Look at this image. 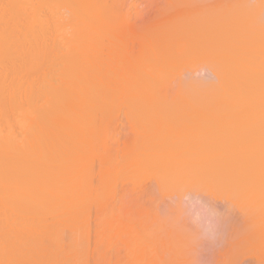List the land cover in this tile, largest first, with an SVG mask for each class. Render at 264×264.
Wrapping results in <instances>:
<instances>
[{
	"label": "bare ground",
	"instance_id": "obj_1",
	"mask_svg": "<svg viewBox=\"0 0 264 264\" xmlns=\"http://www.w3.org/2000/svg\"><path fill=\"white\" fill-rule=\"evenodd\" d=\"M191 1L192 0H190L189 3ZM115 2H114V0H0V194H1L0 196L2 198L1 199V207H0L1 208L0 214L2 215V223L0 224V226H1L0 227V264H13V262L16 259H17V261H18V259H20V257L18 256L19 257L18 258L17 255H21L23 249H24L23 253H27L28 252V247H29V251H30L31 243L33 244V241H34L33 240V235H35L36 238H34V239H36L38 245H42V243H43V239L42 238L44 237L45 234H46V237L48 235V232H47L48 230L45 232V234L40 230L39 233L37 232L38 233V235H37V234H35L36 232H34L33 229L30 226V225H32L30 223H33V221L38 220L37 216H38V214L40 215V212H41V211L38 212L37 211L38 209L39 210H41V209L43 210V208H45L44 209L45 213L46 214H50V213H47V211H48V208H49V211L51 210L50 206H51L52 203H50V205H49V202H50V200L53 199V198L50 199V197L52 196V195L50 196V190L51 191H53V190L49 189L50 187L52 188L53 185L49 187L48 183L45 182V180L47 179V175L48 174H46V173H45V175L43 174L44 173L43 172L44 169L46 171V168H48V167L46 165L47 162H45V160L47 159L46 156L45 155L42 156V157L40 156L42 153H44V150H43V152L41 151L42 147L40 146V143H41V141H45L46 142V138H45L46 137V133L44 134L45 131L41 132V134L43 133L45 135V137H43L42 136L43 134L42 135L40 134V129L42 127L43 128L44 127L47 128V126L49 127L50 124H52V122L50 121V118H55L57 116H60L61 114H62L61 116L67 114L60 107L59 103L60 102L63 103V101L66 102L68 99H67V97H66L67 100L64 99V100L59 101V99H58L59 103H57V102H55V99L57 98V95H56V98H54L53 100L50 99V98H53L52 96L55 95L54 86H53L54 89H52L53 92H51V88H49L50 86H48L47 90H45V91L41 90L40 91L38 89V87L40 85H37V84H35L33 82V81H35L34 80V78H35L34 74L35 73L32 75L33 71L35 69L37 70L39 66H40L41 69H43V67H46V66H44V65H46L45 60H44L45 58L43 59L42 57H54V58L58 57V58H61V59H62V57H68V58L70 57V60H71V58L73 59V57H78V58L84 57V60H86L85 57L89 58L88 55L90 53L93 54V52H90V51H93V50L95 51L98 47H99L98 51L100 52V54H102L104 56L103 59H105V57H107V58L109 57L110 61L112 62V57H122V60H123L122 63H121V60H120V62H118L120 58H118V61H117L118 63L116 61L115 62L117 64H120L121 66L120 65L119 66L123 69L122 72H120V75H119L121 79L119 77L117 79H120L124 84L120 85V82H119V85L117 86L118 88L115 89V90L113 89L112 91H110V94H113V96H114V94H117L118 96H122L123 94H126L125 96H129V98L133 97V98L139 99L141 101V104L138 103V105H140V109L136 108L135 105H137V104H135V102H134L135 108L139 109L138 112L141 110L142 113H147L149 118H150V120H147L148 118L145 119V120H147L146 124H145V120H144L145 116H144V118L142 117L144 122H142V120H141V122L143 123V125H141V128L134 127V128H130L129 131L125 129V128H127L128 125L127 124L125 126L123 125L126 122L129 123L128 120L127 121L125 120L124 123L122 122V124H120L121 125L120 128L122 126L125 127L124 131H127V134L128 133L132 134L133 138L131 136L130 137L132 139L129 138L131 142L130 143H128V142L126 143L125 142V144H127L128 146L131 143L135 144L136 142H138V140H141V137H143L145 134H147L146 136H148V134L151 135L152 131L150 133H148L150 131V129L159 130L161 127H164V129L167 130L168 133H174L175 134L177 128L179 127V125H183L184 124L183 122L174 121V120H178L179 118H181V120L182 119L189 120V122L190 121L198 122L199 124L200 123H204L207 120L209 122L213 121V120H216L215 122L217 123V122H220L219 119L220 120L224 119V121H225L224 125H226V119H227V121H229L230 119H236L237 118V115H238V114H236V113H238L237 110L243 112V116H247V113H245V111H246L247 107L249 106L248 105L249 101H251V100H252V102L254 101L256 103L258 109L260 108V112H261V110H263L262 107H259V106H261V104H262L261 101L264 102V89H263L264 88V84L262 83V78L264 77V40H262V39H264V19L262 17H260V16H259L260 19H258V16L256 15V13H257L256 7L259 6V4H261L262 2L261 3L259 2V4L256 6L254 4H251L249 2V0H225L223 2L224 4L222 3L221 0L220 1L219 0H213V1H209L207 4L206 3L204 4V3L200 2V1H199V3H196V2L192 1L191 4L188 3V5H187L185 0H147V3L145 5V7L141 11L137 7L135 9H132L131 7H133V6H130V7L126 8V9L122 8V6L120 4H117V3L115 4ZM72 9H75V13H72V11H71ZM57 10H59V12H61L63 10L68 11V13L67 12L66 13L68 15L71 14L69 19L70 18L74 19V23H73V20H71V22L68 21L69 25H67L63 21L68 26L67 30H69V31H66V27L67 26H65L63 22H61V23L59 22V20H60L59 18H61L60 16L63 15V13L65 11L63 13H61L60 16H57V14L59 13V12H57ZM55 16L57 18H55ZM65 17H67V16H65ZM65 17H63V19H61L60 21L64 20ZM70 23H72V24H70ZM59 31L63 35L60 36ZM64 31H66V32H64ZM207 43L208 44L210 43L211 45L215 44L216 46L218 45L220 47L219 50L224 54L223 56L227 57L226 63H224L225 64V74L223 73V75H225L224 76V80L222 78L223 76L221 77V75H220V77L222 78V79L220 78L221 81L223 80L224 82L222 81V83H221V81H219V83H217L216 85H209V84H206V83H204L202 85V83H199V85H200V87L198 85V87H199L198 89L199 90L196 89L194 91H185L186 88H183L184 90L181 89V88H180L181 90L178 89V88L177 89L173 88V87H175V85L173 87H172V85H170V77L173 76L171 74V73H173V71H171V69H174V64L178 61L179 58H180L179 59L180 63H181V61H184V60H182L183 58H181V57H184L188 52H190V53H188L190 56L197 57L196 55H198L199 53L197 54L196 51L199 50V52H200V48L201 47L203 48L204 46H206ZM107 44H109L110 46L107 45ZM211 45L209 47H212ZM215 45H213V46L216 47ZM107 46H109V47L106 50ZM100 47H102L101 50H100ZM208 48L206 47V49L203 50L202 53H204ZM61 49H62V51H60ZM194 50H196V51L194 52ZM215 50L214 51L213 50L212 51L209 50L211 52L208 53V54L212 55V53L214 54V52H215L214 55L216 56V53H218L217 52L218 49H215ZM104 51L106 53H104ZM95 52H97V51H95ZM191 52H192V54H191ZM221 52H219L218 55L219 54L221 55ZM58 53H60V55H61V56L59 55L60 57L58 56ZM195 53H196V55H195ZM100 54H97L98 57L99 56L101 57ZM206 54H207V51H206ZM201 55L199 54L200 57H201ZM91 56H93V55H91ZM215 56H214V59H215ZM186 57H188V56H186ZM95 58H96V54H95ZM109 58H108V60L106 59L108 62H109ZM47 59L51 60V58H47ZM115 59H113V60H115ZM98 60L100 62L103 61V60H100V59H98ZM73 61L77 62L76 59H73ZM83 61L81 60V62H83ZM210 61H208V62L211 65L212 63ZM213 61L214 60H212V62ZM217 61L218 60H216V62ZM54 62H56V61H54ZM54 62L51 63V61H50V63L52 65L54 64ZM60 62H62V64H63V62H65V61L64 60H60ZM81 62L79 61V63H81ZM88 62H90V61H88ZM67 63H65V64L68 66L69 64H67ZM90 63H86V64H83V65H88L89 66ZM104 63H105V61H104ZM75 64H77V63H75ZM181 64H183V62ZM66 65H65V67H66ZM123 65H124V67H122ZM172 65H173V67H172ZM208 65L209 64H207V66ZM213 65H216V66H213V67H216L215 69L218 70L217 65H219V64H214L213 63ZM48 66H50V65H48ZM106 66H108V64H106ZM75 67H77V65H75ZM91 67H92V65H90V67H86V68L91 69V72H92V70H94V72H95V68L96 67L95 68H94V66L92 68ZM108 67H111V66H108ZM210 67H212V66H210ZM79 68L80 67H78V69ZM215 69H214V72H215ZM48 70H50V69H48ZM220 72L221 71H219L218 73H220ZM44 73H47V72H44ZM179 73H180V71H179ZM216 73L217 72H215V74ZM49 74H50V72H49ZM50 75H52V74H50ZM72 75L76 76L74 74H72ZM99 75H101V74H99ZM106 75L107 74H105V77H106ZM174 76L175 77L178 76L177 73ZM37 77H39V76L37 75ZM181 77H182V75H181ZM225 77H226V79H225ZM31 78H33V81L31 80ZM40 78H41V76H40ZM63 78H64V76H63ZM177 78H173V79L176 80ZM179 78H180V75H179ZM46 79L49 80V78H46ZM46 79H45V81L42 82L43 84L47 82ZM56 79L58 80V77L57 78L55 77V80ZM60 79H62V78H59V81H61ZM218 79H219V77H218ZM22 80H24L25 82L22 83L21 82ZM64 80H65L64 83L68 84L69 81L66 82V79H64ZM263 80H264V78H263ZM30 81L33 82V84H35V86L37 85L38 87L37 86H36V88L34 86L32 87V83ZM36 81H38V80H36ZM74 81H73V83H75ZM111 81L113 82V80H111ZM87 82H85V83H87ZM108 82L110 83V81H108ZM171 82L174 83V81H171ZM64 83H62V81H61V83H60L61 87L64 85ZM71 83H70L71 88H73ZM78 83L80 84V82H78ZM39 84H41V83H39ZM48 84H50L49 81H48ZM79 84H76V85H78L77 87H79V89H80V88H82V83H81V85H79ZM186 84H187V81H186ZM20 85L21 86L22 85H24V86L26 85V87L25 88L20 87V88H22L21 91H23V92H21V93H23V95L17 96L16 91H17V88ZM70 85L68 87H70ZM76 85H73V86H76ZM102 85H104V84H102ZM105 85H106V83H105ZM194 85L195 84H193V86ZM41 86H42V84H41ZM43 86L47 87V83L45 85H43ZM114 86H116V84ZM114 86H112V87H114ZM187 86H188V84H187ZM193 86H191V87L193 89H195ZM201 86H202L203 89H205L204 87H206L207 89H205V90L200 89ZM64 87H65V85L63 86V88ZM87 87L90 88V86H87ZM33 88L37 89L36 91H38V92L35 93V89L33 91ZM63 88H61V90H63ZM89 88H87V89H89ZM196 88H197V86H196ZM24 89H25V91H24ZM66 89H67V87H66ZM66 89H64V90H66ZM82 89L78 90L77 92H74L75 96H76V94H77V96H81V95H78L80 93V94H83V96L85 98L84 94L86 92V89L84 88L85 91H83ZM48 90H50V91H48ZM56 90H57V88H56ZM187 90H189V88ZM88 92H90V91H88ZM92 92L95 93L93 90H92ZM92 92H91V96L93 95ZM19 93H20V91H19ZM49 93L51 94L50 98H49ZM53 93H54V95H53ZM183 93H187V94L183 95ZM87 94H89V93H87ZM28 96H30V97H28ZM75 96H73V93L69 92V98H72V97H75ZM91 96H90V98H91ZM130 96H132V97H130ZM189 97H191V99ZM78 98H80V97H78ZM96 98H97L96 100H97V103H98V105H97V107H98V106H100V104L98 102L99 95H96ZM60 99H61V96H60ZM80 99H78V100H80ZM85 99H87V98H85ZM85 99H84V102L86 101ZM193 99H195V100H193ZM94 100H95V98H94ZM68 101H70V100H68ZM81 101H80V103H81ZM87 102H88V99H87ZM102 102H100V103L102 104ZM108 102H109V100H108ZM67 103H69V102H67ZM71 103H72V101H71ZM83 103L81 105H83ZM88 104L95 105L93 103L91 104V102L88 103ZM72 105L75 108L73 103H72ZM72 105H71V107H72ZM128 105H127V107H128ZM246 105H248V106H246ZM113 107L114 106H112V108H110V109L113 110L114 109ZM93 108H94V106H93ZM130 108H131V105H129L128 109H130ZM132 108H131V110H129L131 112H129L127 110L128 114L129 113H133L134 116L136 114L138 115V113L134 112L132 110ZM19 109H21V110L24 109L23 111L25 112V114L24 115L19 114L18 113ZM91 109H92V107H91ZM14 110H15V113L18 111L16 116H14V117H16V121L20 117L19 119H21L22 124H23V126H20L22 128L18 129V131L20 133L22 132L21 133V137H22L21 140L22 141L20 139L19 140L17 139V141H16L15 137L17 135L14 136V138H13V136L10 135V134L13 133V131H11V130L8 131L9 133H6L7 131L4 130L6 135H4V131L2 133L3 127L5 125L10 126L11 124H13V123H10V122H14L15 119L13 120V116H12L11 117V121H9V123H7V124H5L7 122L6 120H1V119L6 118V115H8L9 112H11V113H12V111L14 112ZM88 110H90V108ZM7 111H8V113H6ZM115 111H116V109H115ZM247 111H248V109H247ZM85 112H88V111H85ZM253 112L256 113V110L253 111ZM113 113H114V111H113ZM167 113H168V116H169V114H172L171 115L172 118L174 117V115H178V116H176V118L178 117V119H176V118L172 119L171 118L174 122L172 120L171 121L168 120V122L167 121L166 122L165 121H163V122L160 121V120L163 119V115H164V117L167 116L166 115ZM249 113L251 114V112H249ZM263 113L264 112H262V114ZM92 114L93 113L91 112V115ZM128 114H127V116H128ZM259 114L260 113H257V116H261ZM3 115H5V117ZM9 115L11 116V114H9ZM9 115H8V117H9ZM78 115H80V114H78ZM100 115H97L96 117H100V119H104V117H102ZM241 115H238L239 119L243 118ZM88 116H89V114H88ZM93 116H94V114H93ZM93 116H92L91 119H95V121H96V118H94L95 116L94 117ZM248 116H249V114H248ZM85 117L86 116L84 114V118ZM160 117H162V118H160ZM159 118H160V120H159ZM60 119H62V118H60ZM98 119H97V121H99ZM247 119H248V117H247ZM186 120H185V124H187V123L189 124V122L186 123ZM21 121L20 122L17 121V122H14V123H16V125H18V123H21ZM65 121H66V119H65ZM95 121H93V124H92V121L89 120V119H87V120L85 119V121L83 120V122H84V124L82 125L83 129L80 132V134L82 136L81 137V141L78 144H76L75 148L77 149V152H76V154H74V152H72L73 156L76 155L79 158H82V160H87L88 158H87L86 155H87V153L90 150L92 151V148H94V147L91 148V146H92L91 144H92L93 141L96 142V140H98L97 138L100 135L99 132L103 133L104 135L107 134V133H110V132H106V131H105L106 133H104V131H102L103 127L105 128V130H106V126L108 127V125L106 123H105L106 126L103 125V127L101 129H100V127H98L99 130H101L102 132L101 131L97 132L98 128H96V129L94 128L95 124H97V122L95 123ZM139 121H140V118H139ZM57 122H60L58 118H57ZM132 123H129V124H132ZM250 123L253 126V123L251 121H250ZM259 123H261V121ZM100 124H101V122H100ZM240 124L242 125L241 122H240ZM255 124H256V122H255ZM28 125H29V127H28ZM60 125L67 126L66 123H64L63 121L61 122V124H59V127H60ZM133 125L134 124L129 125V126L132 127ZM135 125H137V124H135ZM211 125H213V124H211ZM236 125H237V123H236ZM248 125L250 126L249 122H248ZM24 126H26V127H24ZM63 126H61V128L64 129L65 126L64 127ZM185 126L183 125V128ZM195 126H196V123H195ZM215 126H216V124H215ZM229 126H230V124H229ZM14 127H15V125H14ZM218 127H219V125L217 126V128ZM220 127H221V124H220ZM245 127H247V125H245ZM24 128H26L27 130L24 131ZM28 128H30V130L33 132L32 133L33 136L32 137H28L26 139L25 135H26V133L29 130ZM242 128H243V126H242ZM66 129L69 130L68 126H67ZM108 129H109V127L107 128V130ZM131 129H133L134 133L132 131H130ZM148 129H149V131H147ZM184 129H186V127ZM195 129L198 130L197 127ZM236 129H235L234 132H237ZM94 130H96V132L98 134V137L94 138L95 140L94 139L92 140V136L93 135L97 136V134H96V132ZM218 130L219 129H217V131ZM52 131H53V129H52ZM108 131H110V130H108ZM251 131H254V130L252 129ZM258 131H260V130H258ZM211 132H213V131H211ZM20 133L19 134L16 133V134L20 135ZM55 133L56 132H54V136L56 135ZM178 133H177V135H178ZM189 133L191 134V132H189ZM255 133H257V132H255ZM261 133L262 134H260V135L263 136V138H262L263 140H261V142H260L261 138H258L257 139L258 141L256 142V143H258L259 146L260 145H264V127L261 130ZM14 134H15V132H14ZM22 134H25V135L23 136ZM122 134L123 133H121V135ZM141 134H143V135H141ZM152 134H154V133L152 132ZM185 134H187V133H185ZM219 134L220 133H218V135ZM123 135H125V134H123ZM156 135H157V133H156ZM158 135H160V134H158ZM158 135L155 137V141H156V138L158 137ZM164 135H165V133H164ZM198 135H199V133H198ZM221 135H222V133H221ZM230 135H231V133H230ZM105 136L107 137L108 135H105ZM172 136H174V135H172ZM211 136H210V140H211ZM224 136H225V134H224ZM235 136H237V135H235ZM112 137L115 138V136L112 135L109 138L110 141H111ZM128 137L126 136V139ZM167 137L169 138V136H167ZM232 137H233V134H232ZM251 137H253V136H251ZM251 137H249V138H251ZM23 138H24V140H23ZM68 138H69V136H68ZM124 138L125 137L123 136V139ZM168 138L166 139V135H165V139L168 140ZM173 138H172V140H173ZM179 138L180 137L178 136V139ZM216 138H217V135H216ZM221 138L223 139V136ZM238 138H241V137H238ZM48 139H49V136H48ZM63 139H66V138H63ZM187 139L190 141L189 138H187ZM213 139L215 141L217 140L215 138H212L211 141H213ZM147 140H149V139L147 138ZM157 140H158V138H157ZM174 140H175V138H174ZM182 140L183 139H181V141ZM110 141H109V143H111ZM126 141H129V140L127 139ZM145 141H146V139H145ZM162 141H164L163 138H162V140L160 142L163 143ZM176 141H177V139H176ZM223 141H224V139H223ZM50 142L51 141H49V145H50ZM58 142H60V141H58ZM225 142L227 143L228 141H225ZM238 142L239 141L237 140V145H238ZM247 142H249V140ZM121 143H123V142L121 141ZM140 143H141V141H140ZM147 143H149V141H147ZM184 143H187V142H184ZM190 143L192 144V142H189L187 144L191 146ZM193 143H195V142L193 141ZM205 143H206V141H205ZM219 143H220V139H219ZM250 143L251 142H249V144ZM45 144L46 143H44V145ZM113 144H114V142H113ZM168 144L170 145V143H168ZM173 144H176V142H174ZM213 144H215V142ZM26 145H27V147H26ZM47 145H48V143L46 144L45 147L44 146L43 147L46 148ZM73 145H74V143H73ZM95 145L97 146V143H95ZM99 145H101V144L99 143ZM237 145H234V148H236ZM109 146H111V144ZM114 146H115V150L117 151V149H116L117 145L115 144ZM114 146H113V148H114ZM131 146H132V144H131ZM135 146L137 148V145H135ZM146 146H147V144H146ZM158 146L159 145H157V147H156V145H155V147L157 148V150H156L157 152H158ZM212 146H214V145H212ZM241 146H244V145L241 144ZM39 147L41 149H39ZM120 147H121V145H120ZM141 147L145 148L144 144ZM150 147H148V148H150ZM217 147H220V145L217 146ZM223 147H222V149H223ZM68 148H70V146ZM124 148L125 147H123V149ZM168 148H169V146H168ZM172 148H174V147H172ZM172 148H169V150L172 149ZM210 148L212 150V147H210ZM230 148H231V150L233 149L232 145H231ZM249 148H251L250 150H252V146L249 147ZM37 149L42 152V153H39L37 151V154L39 156L38 158L41 161H43V159H44L43 157H45L44 162H45L46 166L44 164L40 163V162H36V160L34 159L37 156L36 155V150ZM107 149L105 148V150H107ZM118 149H119V147H118ZM131 149H133V148L131 147L129 149L128 153L132 152ZM178 149L181 150L180 148H178ZM195 149H196V147H195ZM206 149H207V147H206ZM218 149L219 148H217L216 150H218ZM224 149H223V151H224ZM256 149H258V148H256ZM51 150H52V148H51ZM141 150H140V152H141ZM143 150H145V149H143ZM147 150L149 151V149H147ZM182 150H184V147L182 148ZM213 150H214V147H213ZM233 150H235V149H233ZM241 150H242V148H241ZM56 151L53 152L52 156H55ZM74 151H76V150H74ZM209 151L210 150L208 148V152ZM121 152H122V150L120 151V153ZM124 152H127V151H124ZM134 152H135V150H134ZM134 152H133V154L137 155L138 151H137V153H134ZM140 152H139V154H141L143 151L141 153ZM153 152H155V151L153 150ZM208 152H205V153L209 155ZM226 152H228V150ZM93 153H94L93 155H95L96 152L93 151ZM183 153H185V152H183ZM186 153H188L187 154L188 157H186L187 156L186 154H184V156L181 155V156L184 157V161L185 162L190 161V160H187V159H189V158L191 159V157L193 156V155H191V152H188V150H187ZM189 153H190L191 157L189 156ZM196 153H195V157L197 155ZM99 154H100V152L98 153L97 156H100ZM145 154H147V151L143 155H145ZM163 154L165 155L164 152H163ZM192 154H194V153L192 152ZM231 154H233L232 156H236L234 154V152L231 153ZM236 154H237L238 157L237 156L233 157V159H232V157H229L230 160H231V163L232 162L234 163L232 167L235 166V168H233V169L237 168L236 171H233V173L235 172V173L238 174V172H239V174L243 175L244 179L247 178V180H250V181H251V177H252V182L254 181L255 184H257V183H259L261 185L264 184V167H261V164L264 163V152H263L262 155H259V156H256V157L255 156L251 157L252 159L250 160V162L252 161V164H251L250 168H247V165L249 164V162H248V164H246V166H245L246 168L244 167L245 163L248 160V157L246 159L247 154L245 152H244V154L246 156L240 155L238 153H236ZM65 155H67V154L65 153ZM93 155L92 154L90 155L91 158H90L89 161L92 160V156ZM126 155H128V154L126 153L125 156ZM148 155L150 156V154H148ZM156 155L158 156L159 154L157 153ZM215 155L216 154L214 153V156ZM217 155H219V153ZM217 155H216V157H217ZM63 156H64V154L62 155V157L60 159H62ZM251 156H252V154H251ZM114 157H117V155L114 156ZM152 157H153V155H152ZM158 157H156V158H158ZM173 157H175V156H173ZM223 157H224V155H222V157L218 158L217 161H220L219 159L222 160ZM226 157L228 158V156H226ZM48 158H49V156H48ZM163 158H162V160H163ZM55 159L56 160L55 161L53 160V161L56 163L57 158H55ZM65 159H67V158L62 159V161L65 160ZM135 159H136V156H135ZM146 159H144V160H146ZM193 159L194 158H192L190 162H192ZM104 160L107 161L106 159H104ZM112 160L113 159H111V161ZM196 160L198 161V159H196ZM199 160H200V158H199ZM207 160L211 161V159H207ZM223 160H226V158L224 157ZM230 160H228V163H229ZM51 161L52 160H50V162ZM62 161L60 163H62L64 165L63 166L64 170H67V169H65V166L67 164H69V163L64 162V161H63L64 162L63 163ZM65 161H67V160H65ZM72 161L74 163H76L75 167L77 168V166H76L77 162H75V159L72 158ZM99 161H100V164H101L102 163L101 159H99ZM99 161H98V163H99ZM115 161H117V160H113V162H115ZM126 161H128V160L126 159ZM131 161H132V159H131ZM171 161L172 160L170 159V162H168L169 163L168 166L170 165ZM181 161H182V164L184 165L183 160H181ZM181 161H179V159H178V164L177 163L175 165L173 164L175 167L179 168V170H180V171H178V169L177 170L173 169L174 171L175 170L177 171L176 173H177L178 176H179V174L182 175L181 171H182V173L184 172V174H186V175L190 174V173H193L194 171L193 172L191 171V170H193L192 167L198 168V166L200 165V164H198L199 162L195 163L197 161H195V159H194L195 162L193 161L194 164H193V162L191 163L192 166H190V165H189L190 167L188 165H185V167L182 166V167H184V169H186V167H187V170L183 169L184 170L183 171L182 168L179 167L181 165ZM210 161L208 163H210ZM73 162L71 164L72 166L74 165ZM149 162H151V161H149ZM152 162H155V161H152ZM60 163H58V161H57L58 165ZM87 163H88V160H87ZM89 163L87 165L88 167L90 165ZM120 163H121V161H120ZM120 163L118 162V164H120ZM160 163H162V161H160ZM166 163L167 162H165V164ZM231 163H230V165H231ZM57 164H53L52 163V164H49V166L50 165L51 166H53V165L57 166ZM82 164L84 165V162ZM100 164H98V165H100ZM112 164H113V167H114V163H112ZM165 164H164V166H165ZM187 164H188V162H187ZM196 164H197V166H196ZM71 165H67V167L69 168V166L71 167ZM173 165H172V167H174ZM217 165H220V163L218 162ZM221 165H220V167H221ZM226 165H228V164L226 163ZM236 165L238 167H236ZM32 166L35 167L34 171L31 170ZM60 166H62V165L60 164ZM102 166H104V165H102ZM149 166L151 167L152 165H149ZM168 166L166 165V167H168ZM215 166H216V164H215ZM44 167H46V168H44ZM104 167H106V166H104ZM157 167H160V166H157ZM202 167H204V166H202ZM126 168H127V166H126ZM170 168H167L168 171H170V173L168 172L170 177L172 176L171 173H173V175H176V173H174V171L171 172L172 169H170ZM212 168H213V166H212ZM217 168H219V167H217ZM217 168H215V169H217ZM55 169H56V167H55ZM110 169L112 170L113 168H110ZM139 169H137L136 171L139 172ZM152 169H154V167L151 168V171H152ZM160 169H161V167H160ZM160 169L159 170L156 169V171H158V174L160 173L159 172ZM164 169H166V168H164ZM204 169H203V172L206 170V169L205 170ZM209 169H208V172H207L208 174L205 171L206 175H209V173H210ZM224 169H227V168H224ZM41 170H43V171L40 172ZM78 170L79 169L77 168V171ZM142 170H143V168H142ZM197 170L198 171L200 170V172H201L202 169L198 168ZM59 171H61V170L59 169ZM75 171H76V169H75ZM80 171L81 170H79L80 174L78 173L79 174V178L83 179V181H84V179H85L84 177L85 176H83V178H82L81 175H84V174L81 173ZM215 171H216V173H219V172L221 173L220 170L219 171L215 170ZM140 172H142V171H140ZM140 172H139V174L141 175ZM145 172H150V170L149 171H144V173ZM55 173H58V172H55ZM117 173H119V172H117ZM195 173H193L194 177L198 176V174L196 173L197 175H195ZM223 173H225V171ZM229 173L233 175L232 172H229ZM98 174H99V172H98ZM151 174H153V173H151ZM156 174H157V172H156ZM161 174H163V173L161 172ZM193 174H192V176H193ZM199 175H201V174L199 173ZM37 176L38 177L41 176V177L38 178ZM130 176H129V178H130ZM97 177L99 178V175H97ZM104 177H102V178L104 179ZM135 177H136V175H135ZM165 177H167V179H168L167 173H166ZM170 177H169V179H172V177L171 178ZM75 178L76 177H74L73 180ZM86 178H87V176H86ZM106 178H105V180H106ZM155 178H156V175H155ZM222 178H220V181H221ZM81 179L80 180L79 179H75V182H77L79 180L81 183L79 181L78 182L80 183V187L82 188ZM140 179L141 178H139V179L135 178L134 181H132L133 183L130 182V186H131V183H132V185L135 184V185H137V187H139L138 183H140L141 181L140 182L139 181L135 182V181L136 180H140ZM208 179H207V181H208ZM225 179L228 180V178H225ZM73 180H70V182L71 181L73 182ZM94 180H95V178H94ZM105 180H103V181L105 182ZM110 180H112V179H110ZM155 180H157V179H155ZM86 181L88 182V180L86 179L83 182L84 183L83 186L86 184ZM100 181H102V180H100ZM161 181H163V180L161 179ZM215 181H211V182H215ZM223 181H225V180L222 179V182ZM239 181H240V179H239ZM59 182H62V184L64 183V187L67 186V185H65L66 184V180H65V182H63V181H59ZM68 182L69 181H67V184H68ZM78 182L75 183L77 186L79 184ZM231 182H229V183L232 184ZM226 183H227V181H226ZM56 184H60V183H56ZM156 184L158 186V183H156ZM54 185H55V183H54ZM71 185H72V183H71ZM92 185H93L92 182L90 183V185L88 183L87 186L90 188L89 190L93 189L94 185H93V187H92ZM100 186H101V184H100ZM114 186L117 187V189H118L117 185H114ZM246 186H248V184ZM252 186H254V183H253ZM56 187L57 186H54V188H56ZM72 187L73 186H70V191L72 189H74ZM91 187H92V189H91ZM110 187L108 186V189ZM124 187H126V186L124 185ZM137 187L134 189L133 186H132L131 187V189H132L131 191L136 190ZM256 187H260V186H256ZM57 188H59V187H57ZM57 188H56V190H54V192L58 191ZM66 188H68V186L65 187V188H62V189H64L63 193L58 192V193H61L63 195V196H60V198H59L60 205L63 204V205H61V206H63V208L61 206H58L59 204H57L58 202H56L57 207H61V209L63 210V209H65V207L66 208L68 207L67 205L71 204V207H69V209H68V213H69L70 208H71V212L73 213V211H72L73 210V206H74V210L78 213V211L75 208V206L77 205L76 207H77V209L80 210L79 212L81 213L82 212L81 209L83 207L80 209V205H82V204L81 203L78 204V202H76V204H74V200L76 201V199L79 198L78 197L79 193L76 192L77 189L75 190V192L78 195H77V198L75 199L74 198L75 192H74L73 195L70 194L71 196H69V194L66 193V191L69 192L68 191L69 188L68 189H66ZM81 188H79V186H78V190H80ZM127 188H128V186H127ZM239 188H240V186H239ZM252 188H254V187H252ZM84 189H88V188L85 187ZM108 189L107 190L104 189L103 192L106 191V195L105 196H107V192H108V197H109V194H112V199H113V197H114V195L116 193V192L114 193V190H116V191H118V190L116 188H114V190L111 189V192H110V189H109V191H108ZM263 189H264V187H263ZM89 190H87L89 193L93 192V191L90 192ZM84 191L85 190H83L82 192L84 193ZM120 191L122 192V190H120ZM236 191H238V189ZM239 192H241V191L239 190ZM247 192H246V195H247ZM259 192H261V191H259ZM259 192H258V196H260V194L262 193V192L261 193H259ZM94 193H95V191H94ZM250 193L251 194H253V193H252V191L249 192V195L251 197ZM255 193H257V192H255ZM116 194L118 195V193H116ZM262 194H264V193H262ZM91 195H92V193H91ZM240 195L241 194H238V196H240ZM80 196H81V192H80ZM258 196L256 195V197H258ZM72 197L74 198V200H73ZM85 197L88 198V196H85ZM70 198L72 200H70ZM86 198H83L84 201H86L85 200ZM89 198H90V196H89ZM96 198H97V196H96ZM100 198L103 199V201L100 200L101 203L104 202V201L106 202L107 199H110V198L106 199V197H105L106 200H104V198H102V197H100ZM92 200L95 201L93 198H92ZM239 200H241L240 202H242V200H244V199L243 198L241 199V197H240ZM253 200H254V198H253ZM84 201L81 200V202H84ZM98 201H99V199H98ZM88 202H89V204H91L92 201L90 202V201L87 200L86 204H88ZM240 202L237 203V205H239ZM101 203L99 205V202H98V204H97L98 207L101 206ZM242 203H244V202H242ZM260 203L258 202V205ZM86 204H84V205L88 206ZM103 204H102V206H103ZM249 204H251V203H249ZM52 205H54V203ZM93 205H95V204H93ZM104 205H106V204H104ZM111 205H113V204H111ZM260 205H262V204H260ZM263 205H262V209H263ZM54 207H56V206H54ZM85 208L86 207H84V210H85V212H87ZM246 208H249V206L245 207V209ZM256 208H258V207L256 206ZM58 209H57V212H58ZM253 209L254 208L252 207V211H253ZM248 210L249 209H247V211ZM250 210H249V212H250ZM63 212L61 211V214ZM85 212H84V214H85ZM254 212H255V210L253 211V214H254ZM258 213H260V210L255 213L256 216H257ZM263 213L264 212L260 213L258 215V217H256V219H254L253 223H255V220L258 222V220L264 219L262 217L260 218V216L264 215ZM51 214H52V212H51ZM58 215H60V214H58ZM75 215H77V214H75ZM80 215L82 216L83 214H80ZM85 215L88 216L89 215V211ZM39 218H40V216H39ZM76 218L78 219V217H76ZM252 218H255V216H253ZM0 219H1V216H0ZM42 219H40V220H42ZM22 221H26V223H29V221H30V223H29L30 227L27 225L28 229L30 228V230L29 231L25 230L26 227L24 226L25 227L24 230H25L26 234H23V237H22V235L20 236L17 233V236H16V234H15L16 232H19V233L21 232V231H19V229L16 230V225H17V223L22 222ZM250 223H251V221L248 222V224H250ZM245 224H246V226L248 225L246 222H245ZM245 224H243V226H245ZM18 226L21 227V225H19V224H18ZM18 226H17V228H18ZM246 226H245V228H246ZM249 227L247 226L248 230L250 231L252 228L249 229ZM252 227H254V229L256 228L254 225ZM262 227H263V224H262ZM45 228L48 229L47 226ZM258 228L259 227L257 226V229ZM40 229H41V227H40ZM59 229H61V228H59ZM73 229L75 230V228H73ZM49 233H50V231H49ZM51 235H52V233H51ZM53 235H54V233H53ZM55 235H57V234L55 233ZM18 236H19V238H18ZM47 244H43V245L46 246ZM35 245H36V243H35ZM52 245L56 246L55 244H52ZM25 247L27 248V250L25 249ZM39 247H38V249H39ZM44 250L45 249H43V251ZM35 251H37V249ZM39 251H41V250H39ZM36 254H39V253H36ZM51 255H52V253H51ZM37 256L39 257V255H37ZM42 256H44V255H42ZM56 257H58V255ZM69 262L73 263L72 260H70ZM15 264H18V263H15Z\"/></svg>",
	"mask_w": 264,
	"mask_h": 264
},
{
	"label": "rangeland",
	"instance_id": "obj_2",
	"mask_svg": "<svg viewBox=\"0 0 264 264\" xmlns=\"http://www.w3.org/2000/svg\"><path fill=\"white\" fill-rule=\"evenodd\" d=\"M185 1H186L187 5H188L190 0H185ZM192 1L196 2V3H199V1H200V2H202L204 4L205 3L207 4L209 1H213V0H202V1L201 0H198V1L197 0H192ZM221 1L223 3L225 0H221ZM114 2H115V4L116 3L120 4L122 6V8L126 9V8H128L130 6H133V7H131L132 9H135L137 7L141 11L145 7V5L147 3V0H114ZM191 2L189 4H191ZM249 2L251 4L256 5V6L259 4V2L260 3L262 2L261 4H259V6L256 7V9H257L256 15L258 16V19H260L259 16L264 19V0L263 1L262 0H249ZM64 11L65 10L59 12V10H57V12H59L57 14V16H60L61 13H63ZM71 11H72V13H75V9H72ZM66 12L68 13V11H65L64 12L65 14L63 13V15L60 16L61 18L58 17L61 20V19H63V17L67 16V17H65L66 20L64 19V20L60 21L58 19L59 22L61 23V22L64 21L67 25H69L68 21L71 22V20H73V23H74V19L73 18L69 19L71 14L68 15ZM55 18H57V17L55 16ZM65 23H64V25L67 26ZM70 24H72V23H70ZM67 29H68V26L66 27V31H69ZM66 31H64V32H66ZM59 34H60V36L63 35L62 33H60V31H59ZM262 40H264V39H262ZM109 44H107V45H109ZM209 44L207 43L206 46L203 45L205 48L201 47L202 49L200 48V52H199V50H197V51L194 50V52L196 51L197 54L198 53L200 55L202 54L201 57L199 56V54L196 55V53H195V55L197 57L190 56L188 54L190 52H188L187 53L188 55L186 54L184 57H181V58H183L182 60H184V61H181V63L183 62V64L180 63V61H179L180 58L178 59V61L176 60L177 61L176 63L174 62L175 64L173 63L174 64V69H171V71H173V73L174 72L175 73L174 74L171 73L173 76L170 77V85H172V87L175 85V87H173V88H176V89L177 88L178 89L186 88L185 91H194V90H196V89H198L200 87L199 83H202V85L204 83L209 84V85H216L217 83H219V81H221L222 78L224 80V76H225V75H223V73L225 74V64L224 63H226L227 57L223 56L224 54L219 50L220 47L218 45L216 46L215 44H213V45L216 46V47H214L213 45L210 44L212 47H209L210 46ZM109 46L106 47V50H107V48ZM206 47L207 48L209 47L206 50L207 54L210 53L212 50L214 51L215 49H218L219 51L217 50V52L218 53L221 52V55L220 54L218 55V53H216V56H215L214 55L215 52H214V54L212 53L213 56L210 55V54L207 55L206 51L204 53H202V51L205 50ZM101 48L102 47H100V50H101ZM98 49H99V47L95 50L97 52H95L94 50L90 51V52H93V54L90 53L88 55L89 58L85 57L86 60H84V57H80V58L73 57V59H76L77 62L73 61L72 58L70 60V57L69 58L68 57H62V59L58 58V57H55V58L54 57H42L43 59L45 58L44 60H45L46 65H44V66H46V67H43V69H44L43 70L39 66L38 69L37 70L35 69L33 71V73H32V75L35 73L34 77L36 79L34 78L35 81H33V78H31V80L35 84L40 85L39 87L41 89L36 85L40 91L41 90L45 91V90H47L48 86H50L49 88H51V92H53L52 89L55 88V91H54L55 95L53 93V95H54V96H52L53 98H50L51 94L49 93V98L51 100L56 98V95H57V98L55 99V102H57V103H59V101H61V100L66 99V97L70 101H68L66 99L67 100V101L65 100L66 102L63 101V103H61V102L59 103L60 107L67 113L66 115L61 116L62 115L61 114L60 116H57L55 118H50V121L52 122V124H50L49 127L47 126V128L46 127H44V128L42 127L40 129V134H41V132H44V131H45L44 134L46 133V137H45V135L43 133H42L43 135L41 134L43 137L46 138V142L45 141H41L40 146L42 147V149L39 147V149H41L42 152L44 150V153H42L40 150L37 149L36 150V155L37 156L34 158L36 160V162H40V163H42L44 165H45V162H47L46 165H47L48 168L44 167V168H46V171L44 169V171L41 170L40 172L43 171L44 175H45V173L48 174L47 175V179L45 180V182L48 183L49 187L53 185L52 188L51 187L49 188V189L53 190V191L50 190V196L52 195L50 197V199H52V198L53 199L50 200L49 205H50V203H52V204L54 203V205L51 204V206H50L51 210L50 211H49V208H48L49 212L47 211V213H50V214H46L45 213V211H44L45 208H43V210L42 209L39 210L38 209L39 207H38L37 211L38 212L41 211L40 215L38 214V216H37L39 221L36 220V221H33V223H30V221H29V223L32 224V225H30L29 223H26V221L19 222L16 225V230L19 229V231H21L20 232L21 234L19 232H16L15 234L17 236V233H18V235H20V236L22 235V237H23V234H26L25 230H28V231L30 230V228L28 229L27 225L28 226L30 225L31 228L33 229V231L36 232L35 234H37V235H38L40 230L44 234L48 230L47 231L48 232L47 237H46V234H45L44 237L42 238L43 239L42 245L43 244H47V243L48 244L46 246L43 245L44 247L42 245H38L36 239H34L36 237H35V235H33V240L34 241H33V244L31 243L30 251H29V247H28V252L27 253H23L24 252V249H23L21 255H17V257L19 256L21 260L18 259V261H17V259H16L13 262V264H15V263H18V264L19 263L20 264H71L72 262L70 263L69 262L70 260L73 261L72 264H264V236H263L264 235V223H263L264 219L258 220V222L255 220V223H253L254 219H256V217H258V215L260 213L264 212V205H263L264 204V198H263L264 194H262V193H264V189H263L264 184H262V185L259 184V183L255 184L254 181L252 182V177H251V181L247 180V178L244 179L243 175L239 174V172H238L239 175L237 173H235V172H234L235 173L234 174L233 171H236L237 168L233 169V168H235V166L232 167L234 163L233 162L231 163V160L229 158V157H232V159H233V157H236L237 156L236 153L246 156L244 154V152H245L247 154L246 159L248 157V160L245 163L244 167L249 162V164L247 165V168H250V166L252 164V161L250 162V160L252 159L251 157H254V156L256 157V156H259V155L263 154L264 145H260L259 146L258 143H256V142L258 141L257 140L258 138H261L260 142H261V140H263L262 139L263 136L260 135V134H262L261 130L264 127V124H263L264 123V119H263L264 118V113L262 114V112H264V102L261 101L262 104L259 107H262L263 110H261V112H260V108L258 109L256 103L254 101L252 102V100L249 101V103H248L249 106L246 105V106H248L247 107L248 111H247V109L245 111V113H247V116H243V112L237 110L238 113H236V114H238V115L242 114L241 116L243 118L239 119L238 115H237V118L236 119H230L231 121L230 120L227 121V119H226V125H224V123H225L224 119H221V120L219 119L220 122H217V123L215 122L216 120H213V121H210V122L207 120V121L204 122L205 124L204 123H200L199 124L198 122H194V121H190L191 122L190 123L189 120H186V119H182V120H181V118L178 119V117L176 118V116H178V115H174V114H173L174 117L172 118V116H171L172 114H169V116H168V113H167L166 114L167 116L164 117V115H163V119L160 120V118H162V117H160L159 120L162 121V122L163 121H165V122L167 121L168 122V120L171 121L172 119L176 118L178 120H174V121L183 122L184 123L183 125L184 126L186 125L185 126L186 129H184L185 127L183 128V125H179V127L177 128L175 134L177 135L178 132L180 134L178 133L177 136L174 133H168V131L165 130L164 127H161L163 130L160 128L159 129L160 131L159 130H152V129H150V131H149V129H148L147 130V131H149L148 133H150L152 131L154 134H152V132H151V135L148 134V136H146L147 134H145L143 137H141V140H138V142H136L135 144L131 143L132 146H131V144H129V146H128L127 144H125V142L126 143L127 142L128 143L131 142L129 138L132 137V134H129V133L127 134V131H124V130L126 129V130L129 131L130 128H134V127L141 128V125H143L142 122H144L143 121L144 116H145L144 120L147 119V118H148L147 120H150V118H149L147 113H142L141 110L138 112V110L140 109V105H138V103L141 104V101L139 99L133 98L132 96H130L132 98H129V96H125L126 94H123V95L121 94L123 97L122 96H118L117 94H114V96H113V94H110V91H112L113 89L115 90V89L118 88L117 86L119 85V82H120V85L124 84L120 80L121 78L119 76L120 72H122L123 69L120 67L121 66L120 64H117L118 62H120V60H121V63H122L123 60H122V57H112V62H113L112 63L110 61V58L108 57L109 58V62H108L107 61L108 58L105 57V59H103L104 56L102 54H100ZM209 50H211V51H209ZM60 51H62V49ZM104 53H106V52L104 51ZM95 54H96V58H95ZM97 54H100L101 57L99 56L100 57L99 58ZM191 54H192V52H191ZM59 55H60V53H58V56ZM91 55H93V56H91ZM186 56H188V57H186ZM214 56H215V59H214ZM47 58H51V60L49 59L51 61V63H53L54 61H56V62H54V64L52 65ZM118 58H120L119 61H118ZM80 59L82 61L83 60L84 61L81 62ZM98 59L103 60V61L100 62ZM113 59H115V60H113ZM60 60H64L65 62H63V64H62V62H60ZM207 60L208 61L211 60L210 62L212 64L210 65V63ZM212 60H214L215 62H216V60H218V61L215 63L214 61L212 62ZM79 61L81 63H79ZM88 61H90L91 63L88 62ZM104 61H105L106 64H108V66H111V67L106 66ZM115 61L116 62L118 61V62L116 63ZM74 62L77 63V64H75ZM65 63L69 64L68 65L69 67ZM86 63H90V65H92V67L94 66V68L96 67L95 68V72H94V70H92V72H91V69L86 68V67H90V65L89 66L88 65H83V64H86ZM213 63L214 64H219V65H217L218 70L215 69L216 67H213V66H216V65H213ZM64 64L66 65V67H65ZM207 64H209V65L207 66ZM48 65H50V66H48ZM75 65H77V67H75ZM210 66H212V67H210ZM78 67H80V68L78 69ZM122 67H124V65ZM172 67H173V65H172ZM48 69H50L51 71L48 70ZM214 69H215V72H217L216 74L214 72ZM42 70L44 72H47V73H44ZM179 71H180V73H179ZM219 71H221V72L218 73ZM49 72L52 75H50ZM176 73H177L178 76L175 77L174 75H176ZM72 74L76 75L77 77L73 76ZM99 74H101V75H99ZM105 74H107L106 77H105ZM37 75L39 77H37ZM179 75H180V78H179ZM181 75H182V77H181ZM220 75H221V77L222 76L223 77L221 78ZM40 76H41V78H40ZM63 76H64V78H63ZM55 77L56 78L58 77V80L57 79L55 80ZM118 77L120 79H117ZM218 77H219V79L220 78L221 79L219 80ZM46 78H49V80H47ZM59 78H62V79H60L62 81V83L65 82L64 79H66V82L69 81L68 84L64 83V85H65L64 88H63V86H64L63 84H62L63 86L61 87V84H60L61 81H59ZM173 78H177V79L175 80ZM263 78H262V83L264 84ZM45 79L47 80V82H46L47 83V87L43 86L46 83H44V84L42 83L43 81H45ZM225 79H226V77H225ZM36 80H38V81H36ZM111 80H113V82ZM48 81H49L50 84H48ZM73 81L75 83H73ZM77 81L80 82V84ZM108 81H110V83ZM171 81H174V83L171 82ZM186 81H187L188 86L186 84ZM222 81H221V83H222ZM21 82L23 83L25 81L22 80ZM33 82H31L32 83V87L34 86L36 88V86H35V84H33ZM85 82H87V83H85ZM39 83H41L42 86ZM70 83L72 84L73 88H71ZM81 83H82V88L83 89L82 88H80V89H82L83 91H85V89H86V92L89 93V94H87L85 92V94H84L85 98L88 99V102H87V99L84 98L83 94H80V93L78 94V95H81V96H77V94L75 96V94H74V92H77L78 90H80L79 87H77L78 85H76V84L81 85ZM105 83H106V85H105ZM102 84H104L105 86L102 85ZM115 84H116V86H114ZM193 84H195V85L197 84L196 85L197 88H196L195 85L193 86ZM69 85H70V87H68ZM73 85H76V86H73ZM111 85L114 86V87H112ZM198 85H199V87H198ZM53 86H54V88H53ZM87 86H90V88L87 87ZM186 86L189 88V90H187L188 88ZM191 86H193L195 89H193ZM20 87L25 88L26 85L25 86L24 85H22V86L20 85L17 88V91H18V92L16 91L17 96L23 95V93H21V92H23V91H21L22 88H20ZM66 87H67V89L69 91L66 89ZM35 88H33V91H34ZM56 88H57V90H56ZM61 88H63V90H61ZM87 88H89V89H87ZM204 88L207 89L206 87H204ZM64 89H66V90H64ZM91 89L95 93H93ZM200 89H203L202 86H201ZM205 89H203V90H205ZM36 90L37 89H35V93L38 92ZM19 91H20V93H19ZM24 91H25V89H24ZM48 91H50V90H48ZM88 91H90V92H88ZM69 92L73 93V96H75V97L69 98ZM91 92L93 93L92 96H91ZM184 94H187V93H183V95ZM96 95H99L98 102H99L100 106H98V107H97L98 103H97V100H96L97 99ZM60 96H61V99H60ZM90 96H91V98H90ZM28 97H30V96H28ZM78 97H80V98L82 97V98L80 99ZM94 98H95V100H94ZM189 98L191 99V97H189ZM58 99H59V101H58ZM78 99H80V100H78ZM84 99L86 100L85 102H84ZM108 100H109V102H108ZM193 100H195V99H193ZM71 101L74 104L75 108L73 107ZM80 101H81V103H80ZM67 102H69V103H67ZM90 102H91V104L93 103L95 105L88 104ZM100 102H102V104ZM126 102L129 105H131V108L135 104H137L135 106H136V108H139V109H136L135 106H134L132 108V110L134 112L138 113V115L136 114L134 116L133 113H129L128 114L127 110L129 111V110H131V108L128 109L129 105ZM134 102H135V104H134ZM82 103H83V105H81ZM71 105H72V107H71ZM127 105H128V107H127ZM93 106H94L95 109L93 108ZM112 106H114L113 110L110 109V108H112ZM91 107H92V109H91ZM89 108H90V110H88ZM21 109H19V112L18 111L17 112L19 114H21V115H24L25 114V112L23 111L24 109L23 110H21ZM115 109H116V111H115ZM255 110H256V113L253 112ZM85 111H88V112H85ZM113 111H114V113H113ZM17 112L15 113V110H14V112L12 111V113L11 112L8 113V111H7L6 113H8V115L11 114V116L9 115V117H8V115H6V118H3L1 120H6L7 122L5 124H7V123H9V121H11V117L13 116V120L15 119L14 122H17V121L20 122L21 121V119H19L20 117L18 118L19 120L17 119V121H16V117H14V116H16ZM91 112L94 114L95 117L93 116V114L91 115ZM129 112H131V111H129ZM249 112H251V114ZM77 113L80 114V115H78ZM99 113L100 114L102 113V114L100 115ZM126 113L128 114V116H127ZM257 113H260L259 115H261V116H257ZM84 114L86 116L85 118H84ZM88 114H89V116H88ZM248 114H249V116H248ZM97 115H100V116L104 117V119H100V117H96ZM3 116L5 117V115H3ZM92 116L94 118H96V121H95V119H91ZM59 117L62 118V119H60ZM247 117H248L249 120L247 119ZM57 118L59 119L60 122H57ZM139 118H140V121H139ZM65 119H66V121H65ZM82 119L84 121H85V119L86 120L89 119V120L92 121V124H93V121H95V123L97 122V124H95V126H94L95 129L98 128V127H100V129H101L103 127V125H105V123H106L108 125V127H109L108 130H110V131L107 130L108 127L106 125H105L106 126V130H105L104 127L102 128V131H104V133L110 132V133L105 134V135H108L107 137L103 133H100V132H99L100 135L98 137L97 132L101 131V130H99V128H98L97 132H96V130H94L96 132L97 136L93 135L92 136V140L94 138H96V137H98L97 138L98 140H96V142H94V141L92 142L91 148L92 147H94V148H92V151L90 150L87 153V155H86L87 158H88L87 159L88 163L90 162L89 163L90 164L89 167L87 166L88 165L87 160H82V158H79L76 155L73 156V154H72V152H74V154H76L77 149L75 148V146H76V144H78L81 141V137L82 136H81L80 132L83 129L82 125L84 124ZM97 119L99 121H97ZM61 120L64 123H66V125L68 126L69 130L66 129L67 126H65V125L64 126L66 128L63 125H60V127H59V124H61V122H62ZM125 120L126 121L128 120L129 123L133 122L132 124H134V125L131 127L129 125H132V124H129L128 122H126L123 125L125 126L127 124L129 126V127L127 126L128 129L125 128L124 126H122L123 128L122 127L120 128V126H121L120 124H122V122L124 123ZM141 120H142V122H141ZM147 120H145V124H146ZM185 120H186V123L189 122V124L188 123L185 124ZM259 120L261 121V123H259L260 122ZM250 121L253 123V126L250 123ZM14 122H10V123H13L15 125V127H14L13 124L10 125L11 127L5 125L3 127L2 133H3L4 130L7 131L6 133H9L8 131L11 130V131H13V133L10 134V135H12L13 138H14V136L17 135L18 137L17 136L15 137L16 141H17V139L21 140L22 139V137H21V133L22 132L20 133L18 131V129L22 128V127H20V126H23L22 121H21V123H18V125L20 124L19 126L16 125V123H14ZM100 122H101V124H100ZM240 122L242 123V125L240 124ZM248 122H249L251 127L248 125ZM255 122H256L257 125L255 124ZM195 123H196V126H195ZM210 123L213 124V125H211ZM228 123L230 124V126H229ZM236 123H237L238 126L236 125ZM135 124H137V125H135ZM215 124H216V126H215ZM220 124H221V127H220ZM218 125H219L220 128L219 127L217 128ZM245 125H247V127H245ZM61 126H63L66 131L63 128H61ZM242 126H243V128H242ZM24 127H26V126H24ZM28 127H29V125H28ZM196 127H197V129L200 132L195 129ZM216 128L219 129V130L217 131ZM28 129H29L28 132H27L28 134L27 133H26V135L22 134L23 136L24 135L26 136V139L28 137H32L33 136V134H32L33 132L30 130V128H28ZM52 129H53V131H52ZM235 129H236L237 132H234ZM252 129L254 131H251ZM26 130L27 129L24 128V131H26ZM258 130H260V131H258ZM130 131H132L134 133L133 129H131ZM211 131H213V132H211ZM14 132H15V134H14ZM54 132H56L55 136H54ZM189 132H191V134ZM255 132H257V133H255ZM6 133L4 131V135H6ZM16 133H18V134L20 133V135H18ZM121 133L125 134V135L122 134L125 137L124 139H123V136L121 135ZM156 133H157V135L158 134H160V135H158V137H157L158 140L156 138V141H155V137L157 136ZM164 133L166 135V139L168 138L167 136H169V138H168L169 141L165 139ZM185 133H187V134H185ZM198 133H199V135H198ZM218 133H220V134L218 135ZM221 133H222V135H221ZM223 133L225 134V136H224ZM230 133H231V135H230ZM232 134H233V137H232ZM112 135L115 136V138L112 137L111 141H110L109 138ZM141 135H143V134H141ZM172 135H174V136H172ZM209 135L213 136V137L211 136V140H212V138H215L217 140L215 141L213 139V141H211ZM216 135H217V138H216ZM235 135H237V136H235ZM48 136H49V139H48ZM68 136H69V138H68ZM126 136L127 137L129 136L127 138L129 141H126L127 140ZM178 136L180 137L179 138L180 140L178 139ZM222 136H223L224 141L221 138ZM251 136H253V137H251ZM173 137L175 138V140H174ZM238 137H241L242 139L238 138ZM249 137H251V138H249ZM24 138H23V140H24ZM63 138H66V139H63ZM147 138L149 140H147ZM162 138L164 140V141H162L163 143L160 142L162 140ZM172 138H173V140H172ZM187 138H189L190 141ZM145 139H146V141H145ZM176 139H177V141H176ZM181 139H183V140L181 141ZM219 139H220V143H219ZM237 140L239 141L238 145H237ZM248 140H249V142H251L250 144H249V142H247ZM49 141H51L50 145H49ZM58 141H60L61 143L58 142ZM109 141L111 143H109ZM121 141L123 143H121ZM140 141H141V143H140ZM147 141H149V143H147ZM183 141L187 142V143L192 142V144L190 143L191 144V146H190L187 143H184ZM193 141L195 143H193ZM205 141H206L207 144L205 143ZM225 141H228V142L226 143ZM113 142H114V144H113ZM172 142L173 143L176 142V144H173ZM214 142H215V144H213ZM44 143H46V144L48 143L46 148H44L46 146V144L44 145ZM73 143H74V145H73ZM95 143H97V146L95 145ZM99 143L101 145H99ZM145 143L147 144V146H146ZM168 143H170V145ZM110 144H111V146H109ZM115 144L117 145L116 146L117 151L115 150V146H114ZM143 144H144L145 148L141 147ZM211 144L214 145V146H212ZM218 144L220 145V147H217V146H219ZM230 144L232 145V148L235 149L236 151L233 150V149L231 150V148H230L231 145ZM241 144L244 145L245 147L241 146ZM120 145H121V147H120ZM135 145H137V148H136ZM155 145H156V147H157V145L160 146V147L158 146V152L156 151L157 148L155 147ZM234 145H237V147L234 148ZM69 146H70V148L71 147L72 148L71 149L68 148ZM98 146L99 147L101 146V147L99 148ZM113 146H114V148H113ZM130 146L133 149H131L132 152L128 153L129 149L131 148ZM168 146H169V148L174 147V148H172L173 150L170 149L171 150L170 151ZM251 146H252V150H250L251 148H249ZM26 147H27V145H26ZM118 147H119V149H118ZM123 147H125V148L123 149ZM148 147H150V148H148ZM183 147H184V150H182ZM195 147H196V149H195ZM206 147H207V149H206ZM210 147H212V150H213V147H214V150L212 151ZM222 147H223V149L225 148L224 149L225 152L223 151ZM51 148H52V150H51ZM105 148L106 149L108 148V149L105 150ZM178 148H180L181 150H179ZM208 148L210 150L209 152H208ZM217 148H219V149L216 150ZM241 148H242V150H241ZM256 148H258V149H256ZM53 149L55 151L57 150L56 154L54 153L55 156H52L53 152H55ZM143 149H145V150H143ZM147 149H149V151ZM152 149L155 152H153ZM186 149L188 150V152H191V155H193L191 157L190 153H189V156L191 157V159L194 158L195 161H197L196 159H198L197 162H195L194 159L192 160V162L193 161L195 163L199 162L198 164H200V165L198 166V168L202 169L201 172H200V170L198 171L197 170L198 168H196V167H192L193 170H191L192 172L194 171L193 173H195L197 171L196 173L198 174V176L194 177V174L190 173L191 171L189 172L191 175L190 174L186 175V174H184V172L182 173V171H181L182 175L179 174V176H178L177 173H176L177 169H178V171H180L179 168L174 166L176 163L178 164V159H179V161L183 160L184 165L182 164V161H181V165L179 166V167L182 168V170L184 169L185 165L192 166V164H191L192 162H190L191 161L190 158L187 159V160H190V161H187L188 164H187V162L184 161V157H183L184 154H186V155L188 154V153H186L187 152ZM226 149L228 150L229 153L226 152L227 151ZM74 150H76V151H74ZM121 150H122V152L120 153ZM134 150H135V152H134ZM136 150L138 151V153H137ZM140 150H141V152L143 151L144 153H146V151H147V154L143 155L144 153L143 152L141 153ZM37 151L39 153H42L41 155L39 154L41 157L44 156V155L46 156L47 159L45 160V162H44L45 157H43L44 158L43 161H41L38 158L39 156L37 154ZM93 151L96 152L95 155H93L94 154ZM98 151L100 152V154H99L100 156H97L98 153H99ZM124 151H127V152H124ZM162 151L165 153V155L163 154ZM133 152L137 153V155L133 154ZM139 152L141 154H139ZM183 152H185V153H183ZM192 152L194 154H192ZM205 152H208L209 155L206 154ZM233 152H234V154L236 156H232L233 154H231V153H233ZM65 153L67 155H65ZM126 153L128 154V155H126L128 158L125 156ZM157 153L159 154L158 155L159 157L156 155ZM195 153L198 156L196 155V157H195ZM214 153L216 155L219 153V155H217V157H216V155L214 156ZM63 154H64L65 157L63 156L62 159L67 158V159H65L67 161L63 160L64 162L69 163V164L66 163L67 165H71L72 164V162H73L72 158L75 159V162H77V165H76L77 168L79 170H81L80 171L81 173L84 174V175H81L82 178H83V176H85L84 177L85 178L84 181L86 179L88 180V182L86 181V184H85L86 186L85 185L83 186V184H84L83 183L84 182L83 179L79 178V174L80 173H79V170L77 171V168L75 167L76 163L73 162L74 165L73 166L71 165L72 168L69 166L70 169L65 164L66 165L65 169H67V170H64V167H63L64 165L62 163H60L62 161V159H60V158L62 157ZM89 154L93 155L91 161H89L90 158H91V156ZM148 154H150V156ZM221 154L224 155L226 160H223L224 159V157H223L222 160L219 159L220 161H217L218 158L222 157ZM251 154H252V156H251ZM116 155H117V157H114ZM152 155H153V157H152ZM181 155H183V156H181ZM48 156H49V158H48ZM135 156H136V159H135ZM173 156H175V157H173ZM226 156H228V158ZM156 157H158V158H156ZM186 157H188V155ZM55 158H57L58 163H60L62 166H60V164L58 165L57 161H56V163L54 162L56 160ZM162 158H163V160H162ZM165 158L166 159L168 158L169 160L168 159L166 160ZM199 158H200V160H199ZM99 159H101V162H102L101 164L106 166V167H104V166H102L100 164ZM104 159H106L107 161H105ZM111 159L117 160V161L113 162V160L111 161ZM126 159L128 161H126ZM131 159H132L133 162L131 161ZM144 159H146V160H144ZM170 159L172 160L171 163H170L171 166L170 165L168 166V164H169L168 162H170ZM207 159H211V161L207 160ZM50 160H52V161L50 162ZM228 160H230L229 163H228ZM98 161H99V163H98ZM120 161H121V163H120ZM149 161H151V162H149ZM152 161H155L156 163L152 162ZM160 161H162V163H160ZM209 161H210V163H208ZM81 162L82 163L84 162V165ZM118 162L120 164H118ZM165 162H167V163L165 164ZM194 162H193V164H194ZM218 162L220 163V165L223 163L221 165L222 168L220 167V165H217ZM52 163L53 164H57L58 167L55 166V165H53V166L50 165L49 166V164H52ZM112 163H114V167H113ZM226 163L230 167L228 165H226ZM230 163H231V165H230ZM98 164H100V165H98ZM132 164L133 165L135 164V165L133 166ZM164 164H165V166H164ZM215 164H216V166H215ZM149 165H152V166L150 167ZM156 165L160 166L161 169H160V167H157ZM166 165L168 167H166ZM172 165L174 167H172ZM263 165H264V163L261 164V167H264ZM126 166H127V168H126ZM182 166H184V167H182ZM196 166H197V164H196ZM202 166H204V167H202ZM212 166H213L214 169L212 168ZM55 167H56V169H55ZM152 167H154V169H152V171H151ZM217 167H219L220 169L217 168ZM236 167H238V166L236 165ZM32 168H31V170L34 171L35 167L32 166ZM58 168L61 171H59ZM110 168H113L112 169L113 171ZM142 168H143L144 171H149L150 170V172H145L144 173ZM164 168H166V169H164ZM167 168L172 169L171 172L174 171L173 169H176L174 171V173H176L177 176L173 175V173H171L172 174V176H171L172 179H169L170 171H168ZM215 168H217V169H215ZM224 168H227V169H224ZM75 169H76L77 172L75 171ZM137 169H139V172L142 171V172H140L141 175L139 174L138 171H136ZM156 169L157 170L160 169V171H159L160 175L158 174V171H156ZM203 169L206 171V173L208 172V169H209V172L210 173L212 172L211 174L209 173L210 176L206 175L205 171L203 172ZM222 169L225 171V173H223L224 171ZM184 170H187V167ZM215 170H218V171L222 170V171H221V173L219 172L220 173L219 174V173H216ZM55 172H58V173L60 172V173L58 174V173H55ZM98 172H99V174H98ZM117 172H119V173H117ZM156 172H157V174H156ZM161 172L163 174H161ZM229 172H232L233 175L230 174ZM151 173H153V174H151ZM166 173H167L168 179H167V177H165ZM196 173H195V175H197ZM199 173L202 176L199 175ZM154 174L156 175V178H155ZM192 174H193V176H192ZM221 174L225 178H228V180L225 179ZM56 175L57 176L59 175L60 177L59 176L57 177ZM97 175H99V178L97 177ZM135 175H136V177H135ZM86 176H87V178H86ZM101 176L102 177L105 176L104 179ZM129 176H130V178H129ZM39 177H41V176H39ZM74 177H76L75 179H79V180L81 179V181H82V184H81L82 188H81L80 187V183L81 182L78 180L80 182L79 183L76 180L79 183L78 186H79V188H81L80 190H78V186L75 184V183H77V182H75V179L73 180ZM94 178H95V180H94ZM105 178H106V180H105ZM135 178L136 179L141 178L140 180H136L135 181V182H137V181L140 182L141 181L140 183H138L139 187H137V185H135V184L132 185V183H133L132 181H134ZM220 178L224 179L225 181L222 182V179L220 181ZM99 179L102 180V181H100ZM110 179H112V180H110ZM155 179H157L158 181L155 180ZM161 179L163 181H161ZM207 179H208V181H207ZM239 179H240V181H239ZM65 180H66V184L65 185L68 186V188H69L68 191L69 192H67L66 190L65 191H66L67 194H69V196H71L70 194L73 195L76 189H77L76 192L79 193V195H78L75 192L74 198L76 199L77 195L79 197V198L76 199V201L74 200L73 197L72 198L74 200V204H76V202H78V204L79 203L82 204V205H80V209L83 207L81 209V211H82L81 213L79 212L80 210L77 209V207H76L77 205L75 206V208L78 211V213L74 210V206H73V210H72L73 213L71 212V208H70L69 213H68V209H69V207H71V204L67 205L68 206L67 208L64 206L66 210L65 209H63V210L61 209V207L63 208V206H61L63 204L60 205L59 198H60V196H63L61 193H63L64 189H62V188H65L67 186L64 187V183L62 184V182H59V181L65 182ZM70 180H73V182L72 181L70 182ZM103 180H105V182ZM67 181H69L70 183L68 182V184H67ZM90 181L94 185V187L92 185L93 189L91 187L92 190H89L90 188L87 186L88 183L90 185V183H91ZM211 181H215V182H211ZM226 181H227V183H226ZM130 182H132L131 186H130ZM229 182H231L232 184H230ZM54 183H55V185H54ZM56 183H60L61 185L60 184H56ZM71 183H72V185H71ZM156 183H158V186H157ZM253 183H254V186H252ZM100 184H101V186H100ZM245 184L246 185L248 184V186H246ZM69 185L73 186L72 188H74V189L71 188L72 190L70 191V186ZM114 185H117L118 189ZM124 185L126 187H124ZM54 186L59 187V188L56 187L57 190H58V191H56L57 193L54 192V190H56V188H54ZM108 186L109 187L111 186L109 188L110 192H111V189L114 190V188H116L118 190V191L114 190V193L116 192V193H118V195L116 193H115L116 196L113 194L114 195L113 199H112V194H109V197H108V192H107V196H105L106 195V191L103 192L104 189H106V190L108 189ZM127 186H128V188H127ZM132 186H133L134 189L137 187V189L136 190L133 189L134 191H131L132 190L131 189ZM239 186H240L241 189L239 188ZM256 186H260V187H256ZM83 187L84 188L87 187L88 189H84ZM235 187L236 188L238 187L237 188L238 191H236L237 189ZM250 187L251 188L254 187V188L251 189ZM68 188H66V189H68ZM109 189H108V191H109ZM83 190H85L84 193L82 192ZM87 190H89L90 192L93 191V192H91L92 195ZM120 190H122V192ZM239 190L241 192H239ZM253 190L255 192H257V193H255ZM94 191H95V193H94ZM251 191H252L253 194L250 193L251 194V197H250L249 192H251ZM259 191H261L262 193L259 192ZM58 192H61V193H58ZM80 192H81V196H80ZM246 192H247L248 196L246 195ZM258 192L261 193L260 196H258ZM238 194H241V195L238 196ZM256 195L258 197H256ZM85 196H88V198L90 196V198L88 199ZM96 196H97V198H96ZM100 197L104 198V200H106L107 198H110V199H107L106 202L104 201V202L101 203L100 200L103 201V199H101ZM105 197H106V199H105ZM240 197H241V199L242 198L244 199V200H242V202H244V203L240 202L241 201V200H239ZM83 198H86L85 199L86 201L87 200L90 201V202L92 201L91 204H89V202H88V204H86V201H84ZM92 198L95 201H93ZM253 198H254V200H253ZM1 199L2 198L0 196V207H1ZM98 199H99V201H98ZM70 200H72V199L70 198ZM81 200L84 201V202H81ZM56 202H58L57 203V204H59L58 206H61V207H57ZM98 202H99V205L101 203V206H99V207L97 205ZM239 202H240L241 205L240 204L237 205V203H239ZM248 202L251 203V204H249ZM258 202L259 203L261 202L260 204L263 205V209H262V205H260V204L258 205ZM103 203L106 204L107 206L104 205ZM84 204H86L88 206H85ZM93 204H95V205H93ZM102 204H103V206H102ZM111 204H113V205H111ZM54 206H56V207H54ZM248 206H249V208L245 209V207H248ZM256 206L258 208H256ZM84 207H86L85 209H86L87 212L89 211V215L88 216L85 215V214H87V212H85ZM252 207L254 208L253 211L255 210L254 214L260 210V213H258L257 216H256V214L255 215L253 214ZM57 209H58V212H57ZM247 209H249V210L251 209L250 212L253 215L249 212V210L247 211ZM0 210H1V208H0ZM60 210L62 212L63 211L64 212L61 214ZM83 211L85 212V214H84ZM51 212H52V214H51ZM57 213L60 214V215H58ZM75 214H77V215H75ZM80 214H83V215L81 216ZM0 216H1V219H0V224H1L2 223V215L0 214ZM39 216H40V218H39ZM253 216H255V218H252ZM76 217H78V219ZM261 217L264 218V215L260 216V218ZM40 219H42V220H40ZM247 221L248 222L251 221V223L248 224ZM245 222L248 224L247 225L248 227L250 226L249 229L252 228L250 231L248 230ZM18 224L21 225V227L18 226ZM243 224H245L246 228H245V226H243ZM262 224H263V227H262ZM253 225L256 227L255 229H254V227H252ZM256 225L259 227L258 229H257ZM17 226H18V228H17ZM24 226L26 227V229H25ZM46 226H47L48 229L45 228ZM40 227H41V229H40ZM59 228H61V229H59ZM73 228H75V230ZM49 231H50V233H49ZM51 233H52V235H51ZM53 233H54V235H53ZM55 233L57 235H55ZM18 238H19V236H18ZM35 243H36V245H35ZM52 244H55L56 246H54ZM38 247H39V249H38ZM25 249L27 250L26 247H25ZM36 249H37V251H35ZM43 249H45V250L43 251ZM39 250H41V251H39ZM36 253H39V254H36ZM51 253H52V255H51ZM41 254L44 255V256H42ZM37 255H39V257ZM55 255L56 256L58 255V257H56Z\"/></svg>",
	"mask_w": 264,
	"mask_h": 264
}]
</instances>
